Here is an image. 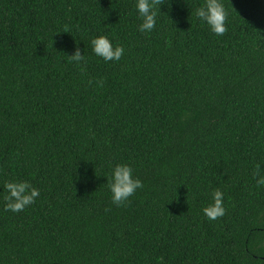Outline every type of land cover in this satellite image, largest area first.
Returning <instances> with one entry per match:
<instances>
[{"label": "trees", "instance_id": "16d2710c", "mask_svg": "<svg viewBox=\"0 0 264 264\" xmlns=\"http://www.w3.org/2000/svg\"><path fill=\"white\" fill-rule=\"evenodd\" d=\"M221 2L223 36L204 0H160L151 33L135 0H0V264H264V0ZM117 163L144 184L120 207ZM10 181L36 203L5 211Z\"/></svg>", "mask_w": 264, "mask_h": 264}, {"label": "clouds", "instance_id": "9594fccd", "mask_svg": "<svg viewBox=\"0 0 264 264\" xmlns=\"http://www.w3.org/2000/svg\"><path fill=\"white\" fill-rule=\"evenodd\" d=\"M160 0H135L134 8L141 23L138 31L151 33L157 24V15ZM196 19L215 36H223L226 31L227 12L221 0H204L201 6L195 9ZM90 47L95 57L105 63L118 62L125 54L123 46H114L107 36H97L90 41ZM70 62L75 64L86 63L85 55L79 48H75L70 56ZM91 84L92 81H89ZM253 178L258 186L264 187V163L257 162L252 171ZM106 187L110 193L111 204L123 206L135 195L137 190H142L144 184L141 179L134 176L133 167L127 163H117L111 166ZM5 195L4 210L12 213L23 212L26 208L36 203L40 196L38 188L28 181H10L4 185ZM211 203L202 209V214L208 220H217L225 214L224 193L215 190L211 193Z\"/></svg>", "mask_w": 264, "mask_h": 264}]
</instances>
